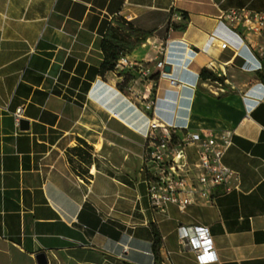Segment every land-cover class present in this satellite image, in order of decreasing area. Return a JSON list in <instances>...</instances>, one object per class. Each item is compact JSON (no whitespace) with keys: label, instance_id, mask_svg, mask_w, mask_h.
<instances>
[{"label":"crops","instance_id":"1","mask_svg":"<svg viewBox=\"0 0 264 264\" xmlns=\"http://www.w3.org/2000/svg\"><path fill=\"white\" fill-rule=\"evenodd\" d=\"M241 8L264 11V0H0V264L40 253L47 264H198L179 226L210 230L213 264H264V60L248 46L264 35L239 48L219 20ZM118 20L150 34L128 57L152 69L164 58L168 77L133 86L119 73L135 70L102 71ZM204 70L221 74L224 93ZM149 88L167 124L233 134L230 190L184 213L152 207L136 98Z\"/></svg>","mask_w":264,"mask_h":264},{"label":"built area","instance_id":"2","mask_svg":"<svg viewBox=\"0 0 264 264\" xmlns=\"http://www.w3.org/2000/svg\"><path fill=\"white\" fill-rule=\"evenodd\" d=\"M175 22H185L182 13L173 16ZM228 27L236 41L237 47H245L244 38L248 35L261 37L264 35V11H252L247 8L230 9L219 17ZM229 39H223L222 49L229 47ZM169 41L164 40L159 45L160 55H165ZM251 50L264 60V44H249ZM165 59H156L154 69L143 62L131 60L127 54H122L116 64V70H135L137 77L131 80L133 86L143 83L153 84L154 70L159 77H168L165 72ZM212 70L215 69L212 67ZM222 78L221 74H216ZM217 85L215 94L224 93L226 81H212ZM170 87H175L177 81L169 80ZM132 87L130 88V90ZM142 108V114L147 119L146 143L143 155V171L149 174L148 197L154 209L165 212L167 206L175 205L184 213L196 203L209 201L211 191L217 187L230 190L233 182L238 180L237 174L223 162L225 154L233 146V134L225 132L215 134L209 130L191 131L180 129L164 122L159 115L158 99L152 98L151 89L136 96ZM23 108L14 114L18 124ZM194 150L196 161L190 163L188 150ZM181 244L188 247L195 255L198 264L218 263V255L213 238L207 227L179 226Z\"/></svg>","mask_w":264,"mask_h":264},{"label":"trees","instance_id":"3","mask_svg":"<svg viewBox=\"0 0 264 264\" xmlns=\"http://www.w3.org/2000/svg\"><path fill=\"white\" fill-rule=\"evenodd\" d=\"M184 19L186 16L183 14ZM150 37L149 33H142L136 29H133L130 23L118 20V25L116 28H109L103 39V50L105 54V60L102 65V71H116V64L119 57L126 52L132 51L136 46L142 45ZM120 76H124V82L128 83L133 76L125 74L123 72L119 73ZM203 78H209L212 81H223V78H218L212 72L204 70L201 73ZM153 80H158L159 73L152 75ZM264 81V77H263ZM158 240L156 241V251H157Z\"/></svg>","mask_w":264,"mask_h":264},{"label":"water","instance_id":"4","mask_svg":"<svg viewBox=\"0 0 264 264\" xmlns=\"http://www.w3.org/2000/svg\"><path fill=\"white\" fill-rule=\"evenodd\" d=\"M166 71H168L169 69H165ZM23 123V122H22ZM37 262L38 264H47V260H46V256L44 253H40L36 256Z\"/></svg>","mask_w":264,"mask_h":264},{"label":"rangeland","instance_id":"5","mask_svg":"<svg viewBox=\"0 0 264 264\" xmlns=\"http://www.w3.org/2000/svg\"><path fill=\"white\" fill-rule=\"evenodd\" d=\"M130 91V90H129Z\"/></svg>","mask_w":264,"mask_h":264}]
</instances>
